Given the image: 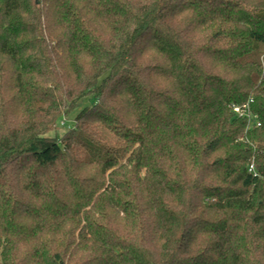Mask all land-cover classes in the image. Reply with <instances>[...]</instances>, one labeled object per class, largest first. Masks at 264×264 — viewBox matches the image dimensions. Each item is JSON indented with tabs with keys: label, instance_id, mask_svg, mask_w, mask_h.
I'll use <instances>...</instances> for the list:
<instances>
[{
	"label": "trees",
	"instance_id": "trees-1",
	"mask_svg": "<svg viewBox=\"0 0 264 264\" xmlns=\"http://www.w3.org/2000/svg\"><path fill=\"white\" fill-rule=\"evenodd\" d=\"M0 264H264V0H0Z\"/></svg>",
	"mask_w": 264,
	"mask_h": 264
},
{
	"label": "built area",
	"instance_id": "built-area-1",
	"mask_svg": "<svg viewBox=\"0 0 264 264\" xmlns=\"http://www.w3.org/2000/svg\"><path fill=\"white\" fill-rule=\"evenodd\" d=\"M253 101V99H251L249 102H246L242 105H236L234 106V112L242 118H246L248 119L250 122H256L258 126L261 125V123L259 122V117L256 113H254L252 111L251 108V102ZM249 171L256 173V168L254 164H251L249 166Z\"/></svg>",
	"mask_w": 264,
	"mask_h": 264
},
{
	"label": "rangeland",
	"instance_id": "rangeland-1",
	"mask_svg": "<svg viewBox=\"0 0 264 264\" xmlns=\"http://www.w3.org/2000/svg\"><path fill=\"white\" fill-rule=\"evenodd\" d=\"M83 102H82V104H83ZM70 125H72L71 121L63 120V122L60 123L59 127L55 131H52L50 134L54 135V136H61V134L64 132L66 126H70Z\"/></svg>",
	"mask_w": 264,
	"mask_h": 264
}]
</instances>
